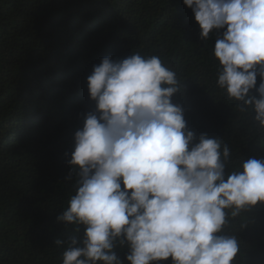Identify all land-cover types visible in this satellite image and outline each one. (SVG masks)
Instances as JSON below:
<instances>
[{"label": "clouds", "instance_id": "1", "mask_svg": "<svg viewBox=\"0 0 264 264\" xmlns=\"http://www.w3.org/2000/svg\"><path fill=\"white\" fill-rule=\"evenodd\" d=\"M183 4L202 41L224 29L212 53L220 66L216 86L264 130V0ZM181 82L158 55L106 56L93 67L86 83L95 111L74 133L65 176L78 177L76 191L57 217L75 226L67 239L54 240L66 245L62 264H233L240 242L223 229L264 206V160L226 171L229 145L197 136L172 103Z\"/></svg>", "mask_w": 264, "mask_h": 264}, {"label": "trees", "instance_id": "2", "mask_svg": "<svg viewBox=\"0 0 264 264\" xmlns=\"http://www.w3.org/2000/svg\"><path fill=\"white\" fill-rule=\"evenodd\" d=\"M223 31L202 41L183 0H0V264H62L66 245L53 243L74 234L57 221L76 191L75 173L65 180L73 137L95 111L86 81L106 56L158 55L174 69L172 103L197 136L229 145L226 171L264 160V130L216 86ZM223 234L240 242L233 264H264V206L230 218Z\"/></svg>", "mask_w": 264, "mask_h": 264}]
</instances>
